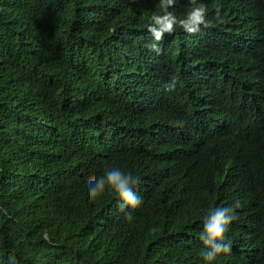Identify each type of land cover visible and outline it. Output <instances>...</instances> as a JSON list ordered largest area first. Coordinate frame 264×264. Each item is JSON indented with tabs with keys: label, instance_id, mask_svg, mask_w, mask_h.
I'll list each match as a JSON object with an SVG mask.
<instances>
[{
	"label": "trees",
	"instance_id": "1",
	"mask_svg": "<svg viewBox=\"0 0 264 264\" xmlns=\"http://www.w3.org/2000/svg\"><path fill=\"white\" fill-rule=\"evenodd\" d=\"M197 3L209 25L157 55L159 0H0V264H205L235 200L214 264H264V0ZM111 166L139 177L131 220L86 195Z\"/></svg>",
	"mask_w": 264,
	"mask_h": 264
},
{
	"label": "clouds",
	"instance_id": "2",
	"mask_svg": "<svg viewBox=\"0 0 264 264\" xmlns=\"http://www.w3.org/2000/svg\"><path fill=\"white\" fill-rule=\"evenodd\" d=\"M178 3V0H159L161 12L154 13L150 17L147 31L152 37L149 49L157 55L161 54L158 42L162 41L165 34H172L177 26L188 34L198 33L201 27H207L209 11L203 3L197 0H189L190 7L182 17H178L170 9ZM216 16H220V8H216ZM178 80L172 77L164 85L165 91L171 92L176 89ZM139 177L130 171L122 170L117 166L106 167L101 174L94 175L87 180L86 195L89 200L94 201L106 191H111L118 198V207L124 210L126 219L131 220L132 210L142 204V197L135 191ZM239 200L224 206H210L207 208L203 218L200 240L203 247L200 255L205 264H214L221 254L231 252L232 242L227 237L229 225L236 219V209L239 208ZM152 232L158 231L154 226ZM11 259V258H10Z\"/></svg>",
	"mask_w": 264,
	"mask_h": 264
}]
</instances>
